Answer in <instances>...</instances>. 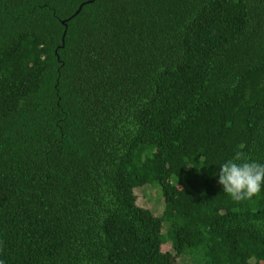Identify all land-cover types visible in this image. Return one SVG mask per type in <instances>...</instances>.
Returning <instances> with one entry per match:
<instances>
[{
    "label": "trees",
    "instance_id": "1",
    "mask_svg": "<svg viewBox=\"0 0 264 264\" xmlns=\"http://www.w3.org/2000/svg\"><path fill=\"white\" fill-rule=\"evenodd\" d=\"M90 1L0 0V261L264 264V0Z\"/></svg>",
    "mask_w": 264,
    "mask_h": 264
},
{
    "label": "clouds",
    "instance_id": "2",
    "mask_svg": "<svg viewBox=\"0 0 264 264\" xmlns=\"http://www.w3.org/2000/svg\"><path fill=\"white\" fill-rule=\"evenodd\" d=\"M218 182L234 201L250 200L264 188V163L246 158L238 151L233 159L221 164Z\"/></svg>",
    "mask_w": 264,
    "mask_h": 264
},
{
    "label": "rangeland",
    "instance_id": "3",
    "mask_svg": "<svg viewBox=\"0 0 264 264\" xmlns=\"http://www.w3.org/2000/svg\"><path fill=\"white\" fill-rule=\"evenodd\" d=\"M136 196V204L141 207L148 209L155 216H160L164 210L163 197L161 195L160 189L155 185H145L143 187L136 188L134 190ZM167 224L163 225V233L166 231ZM164 251H169L173 255L170 245L167 244L162 247ZM176 264H195L191 260V257L181 256L175 258Z\"/></svg>",
    "mask_w": 264,
    "mask_h": 264
},
{
    "label": "water",
    "instance_id": "4",
    "mask_svg": "<svg viewBox=\"0 0 264 264\" xmlns=\"http://www.w3.org/2000/svg\"><path fill=\"white\" fill-rule=\"evenodd\" d=\"M90 2H93V0H91ZM79 10H80V7H79L78 10L75 12V14H77V13L79 12ZM64 34H65V32H64Z\"/></svg>",
    "mask_w": 264,
    "mask_h": 264
}]
</instances>
